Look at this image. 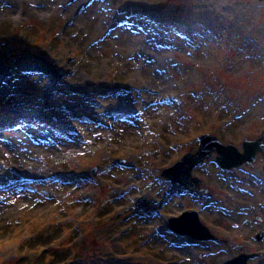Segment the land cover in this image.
Segmentation results:
<instances>
[{
  "label": "rangeland",
  "instance_id": "1",
  "mask_svg": "<svg viewBox=\"0 0 264 264\" xmlns=\"http://www.w3.org/2000/svg\"><path fill=\"white\" fill-rule=\"evenodd\" d=\"M206 134L264 138V0H0V264H264L260 155L161 176Z\"/></svg>",
  "mask_w": 264,
  "mask_h": 264
},
{
  "label": "water",
  "instance_id": "2",
  "mask_svg": "<svg viewBox=\"0 0 264 264\" xmlns=\"http://www.w3.org/2000/svg\"><path fill=\"white\" fill-rule=\"evenodd\" d=\"M201 140L202 144L197 152L198 157L190 154L186 155L172 169L166 171L164 175L186 186L198 187L199 182L191 178V171L196 165L203 162L205 158L209 159L213 151L221 156L217 161L223 169L237 168L246 162H254L258 151L262 152L264 156V144L261 143L262 139L255 142H245L243 145V154H240L233 146L222 147L214 137L203 136ZM177 169L180 170L179 176L174 177L172 172ZM140 206L142 205L138 204L137 207ZM186 220L190 221V223H188V226L191 227L190 230L189 228H184L185 225L181 224V222ZM171 224L172 228L181 234H188L199 240H209L213 238L209 231L199 222L196 213L183 214L182 217L178 219H172ZM260 238L261 235L258 239ZM249 258L251 257L242 255L227 264H247Z\"/></svg>",
  "mask_w": 264,
  "mask_h": 264
},
{
  "label": "bare ground",
  "instance_id": "3",
  "mask_svg": "<svg viewBox=\"0 0 264 264\" xmlns=\"http://www.w3.org/2000/svg\"><path fill=\"white\" fill-rule=\"evenodd\" d=\"M76 1L77 0H75V3H76ZM74 4V3H73ZM221 9L223 10V11H225V12H228V11H232L233 13L234 12H236L238 9H235V8H233V7H231V6H221ZM220 9V10H221ZM145 15H150V11H147V12H145ZM140 16H137V17H135L136 19L137 18H139ZM144 17V15L143 16H141V18H143ZM171 100H168V102H170ZM194 240H191V242H193Z\"/></svg>",
  "mask_w": 264,
  "mask_h": 264
},
{
  "label": "trees",
  "instance_id": "4",
  "mask_svg": "<svg viewBox=\"0 0 264 264\" xmlns=\"http://www.w3.org/2000/svg\"><path fill=\"white\" fill-rule=\"evenodd\" d=\"M38 241H41V240H38ZM43 243H44V241L41 242V243H40V242H39V243L37 242L36 245L33 246V250H41L42 248H44L45 246H44ZM31 250H32V249H31Z\"/></svg>",
  "mask_w": 264,
  "mask_h": 264
}]
</instances>
